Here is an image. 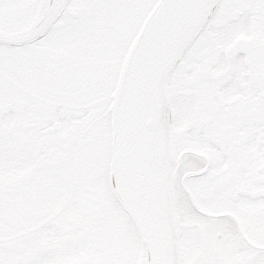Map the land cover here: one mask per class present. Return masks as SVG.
Returning a JSON list of instances; mask_svg holds the SVG:
<instances>
[{
	"label": "snow or ice",
	"instance_id": "6c2138e0",
	"mask_svg": "<svg viewBox=\"0 0 264 264\" xmlns=\"http://www.w3.org/2000/svg\"><path fill=\"white\" fill-rule=\"evenodd\" d=\"M0 264H264V0H0Z\"/></svg>",
	"mask_w": 264,
	"mask_h": 264
}]
</instances>
